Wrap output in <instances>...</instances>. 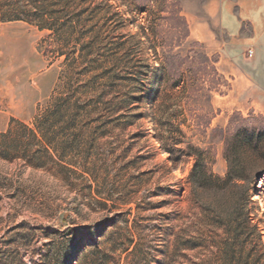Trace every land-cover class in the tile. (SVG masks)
<instances>
[{"label":"rangeland","instance_id":"1","mask_svg":"<svg viewBox=\"0 0 264 264\" xmlns=\"http://www.w3.org/2000/svg\"><path fill=\"white\" fill-rule=\"evenodd\" d=\"M208 1L169 3L183 10L191 30L175 52L218 58L223 76L195 61L190 82L197 75L195 84L204 86L184 97L175 122L186 143L210 152L212 172L223 177L235 126L255 125L264 134V114L238 111L235 97H225L234 78L219 68L222 47L197 38L209 19ZM99 3L112 6L110 20L89 11L76 29L70 24L56 34L33 18H13L30 16L33 0H0V264H218L214 241L224 230L215 215L231 198L214 187L196 191L189 181L194 159L177 161L166 152L155 135L165 119L155 111L149 82L134 94L142 97L137 101L131 87H116L102 75L107 70L86 72L89 65L82 64L87 56L102 63L120 59L124 53L117 54L115 43L148 25L142 9L160 6L156 0L90 4ZM250 32L245 24L243 34ZM226 48L241 50L251 63L248 44ZM143 55L157 65L153 53ZM248 208L264 241V172Z\"/></svg>","mask_w":264,"mask_h":264},{"label":"trees","instance_id":"2","mask_svg":"<svg viewBox=\"0 0 264 264\" xmlns=\"http://www.w3.org/2000/svg\"><path fill=\"white\" fill-rule=\"evenodd\" d=\"M33 1L35 4L31 17L16 14L13 18H33L41 29H48L56 34H63L70 24L76 29L86 20L84 15L89 11L104 12L103 19L110 20L109 10L113 9L111 5L106 6L104 3L92 7V0ZM156 1L160 6L157 10H141L148 12V25L141 27V31L129 40L115 43L117 54L124 53L120 59L118 55L115 59L102 63L89 61L87 56L82 64L89 65L86 72L107 70L102 75L106 74L116 87L121 84L131 87L130 97L137 101L142 100V97L134 94L145 92L148 82L150 83L155 111H160L165 119L161 127L157 124L155 135L166 152L176 154L177 161L183 156L194 159L189 181L196 191L205 192L214 187L231 198L230 205L224 212H216L215 215L214 224L224 230V237L220 241H214L218 264H264L263 232L259 224L254 222L255 219L248 208L251 192L256 190L257 179L261 178L264 172V134L255 125L235 126L234 132L227 140L225 158L228 170L223 177L212 172L210 152L192 141L186 143L188 137L182 124L176 123L175 119L179 113H183L181 103L184 97L194 96L204 86V83H200L201 87L195 84V81L200 79L197 75L193 82H190V74L194 72L193 63L197 61L202 70L212 69L215 76H223L217 67L218 58L210 60L206 53L183 55L175 52L191 35L189 22L180 7H172V4L169 6L171 0ZM74 25L76 26L73 27ZM145 50L153 53L157 65L153 66L149 58L144 57ZM108 62H112V67L104 69V64ZM100 63L102 64L99 65ZM201 79L204 82V77ZM163 99L165 102L158 106ZM197 126H201L200 123H197ZM161 128L163 130L159 131ZM185 144L186 147L182 148ZM245 156L254 161L245 162ZM204 207L211 211L208 205Z\"/></svg>","mask_w":264,"mask_h":264},{"label":"crops","instance_id":"3","mask_svg":"<svg viewBox=\"0 0 264 264\" xmlns=\"http://www.w3.org/2000/svg\"><path fill=\"white\" fill-rule=\"evenodd\" d=\"M206 13L209 19L201 23L197 38L208 47H222L219 68L234 78L233 88L225 97H235L238 111L264 114V0H209ZM245 24H250V35L243 34ZM228 43L248 44L253 51L251 63H244L241 50L226 48Z\"/></svg>","mask_w":264,"mask_h":264},{"label":"built area","instance_id":"4","mask_svg":"<svg viewBox=\"0 0 264 264\" xmlns=\"http://www.w3.org/2000/svg\"><path fill=\"white\" fill-rule=\"evenodd\" d=\"M249 54H250V55H252V54H253V51H252V50H250V51H249Z\"/></svg>","mask_w":264,"mask_h":264}]
</instances>
